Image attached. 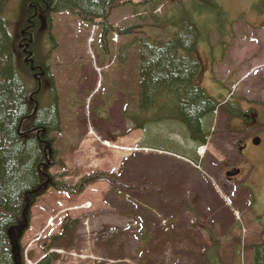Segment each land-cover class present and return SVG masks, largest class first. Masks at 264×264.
I'll return each mask as SVG.
<instances>
[{"label": "rangeland", "instance_id": "1", "mask_svg": "<svg viewBox=\"0 0 264 264\" xmlns=\"http://www.w3.org/2000/svg\"><path fill=\"white\" fill-rule=\"evenodd\" d=\"M216 1L224 15H196L206 35L197 46L198 81L219 101L211 135L196 149L200 167L142 146L147 142L191 154L196 143L177 124L145 131L127 115L139 104L142 32L161 34L150 14L161 21L172 12V3L155 10L150 3L139 10L133 3L116 8L108 19L115 29L144 25L126 36L106 34V45L101 24L70 11L53 14L51 28L44 19L37 46L49 56L54 79L45 82L43 104L58 99L62 131L57 147L65 168L79 174L63 181L76 184L92 173L106 179L81 194L51 188L38 201L21 241L24 264L45 257L44 244L61 233L68 218L80 219V225L71 246L63 241L50 249L57 254L55 264H217L214 254L219 264H254L251 244L264 228V0ZM23 3L8 0L3 8L13 35ZM19 72L33 87L27 71ZM244 110L250 117L241 125Z\"/></svg>", "mask_w": 264, "mask_h": 264}, {"label": "trees", "instance_id": "2", "mask_svg": "<svg viewBox=\"0 0 264 264\" xmlns=\"http://www.w3.org/2000/svg\"><path fill=\"white\" fill-rule=\"evenodd\" d=\"M168 1L174 6L166 18L159 21L155 13L150 14L161 34L142 32L139 104L127 115L137 128L145 131L152 125L177 124L180 132L196 143L191 154L181 155L147 142L142 146L172 152L200 164L196 149L206 144L211 135L219 101L198 81L202 63L197 46L206 35L196 15H224L216 0H24V13L14 35L3 12L8 0H0V264H24L21 241L30 227L33 207L51 188L81 194L92 183L106 179L105 174L92 173L76 184L63 181L64 176L79 174L65 168L57 147L56 135L62 131L58 99L55 97L51 105L43 104L45 82L54 79L49 56L46 58L37 46L44 19L51 28L53 14L70 11L86 21L101 24L106 45V34L116 31L126 36L144 25L134 23L115 29L108 19L116 8L133 3L135 10H139L150 3L155 10ZM178 10L183 15L178 16ZM19 69L27 71L34 81L33 87L25 84ZM59 168L64 171L57 172ZM193 213L197 218V213ZM79 225L78 218L66 219L61 233L44 244L46 255L37 264H55L57 254L50 249L53 245L62 246L63 241L69 243L65 247L71 246ZM251 248L254 264H264V228L260 240L252 243ZM219 249L215 243L214 252ZM211 258L219 264L217 254Z\"/></svg>", "mask_w": 264, "mask_h": 264}, {"label": "flooded vegetation", "instance_id": "3", "mask_svg": "<svg viewBox=\"0 0 264 264\" xmlns=\"http://www.w3.org/2000/svg\"><path fill=\"white\" fill-rule=\"evenodd\" d=\"M245 113H246V112L243 111V112H241V115H239V119H238V120H239V121L241 120V121H240L241 125H242L243 122H245V120H246L247 117H250L249 115H247V114H245ZM235 121H237V119H235V120L233 121V124H234ZM255 138H256V137H255ZM245 145H246V147H248V140H246V142H244L243 145L241 146V149H242V150H244ZM236 171H237V170H236ZM238 174H239V173H238ZM234 177H236V175H235V176L233 175L231 178H234Z\"/></svg>", "mask_w": 264, "mask_h": 264}, {"label": "water", "instance_id": "4", "mask_svg": "<svg viewBox=\"0 0 264 264\" xmlns=\"http://www.w3.org/2000/svg\"><path fill=\"white\" fill-rule=\"evenodd\" d=\"M254 142H255L256 144H259V143H260V138H256V139L254 140ZM227 175L230 176V175H231V172H228Z\"/></svg>", "mask_w": 264, "mask_h": 264}, {"label": "bare ground", "instance_id": "5", "mask_svg": "<svg viewBox=\"0 0 264 264\" xmlns=\"http://www.w3.org/2000/svg\"><path fill=\"white\" fill-rule=\"evenodd\" d=\"M245 130V129H244Z\"/></svg>", "mask_w": 264, "mask_h": 264}]
</instances>
